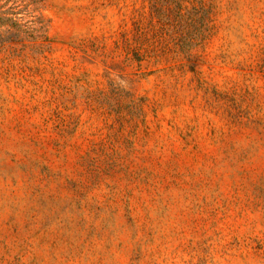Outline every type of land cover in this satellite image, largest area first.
Returning a JSON list of instances; mask_svg holds the SVG:
<instances>
[{
	"label": "rangeland",
	"instance_id": "1",
	"mask_svg": "<svg viewBox=\"0 0 264 264\" xmlns=\"http://www.w3.org/2000/svg\"><path fill=\"white\" fill-rule=\"evenodd\" d=\"M0 264H264V0H0Z\"/></svg>",
	"mask_w": 264,
	"mask_h": 264
}]
</instances>
